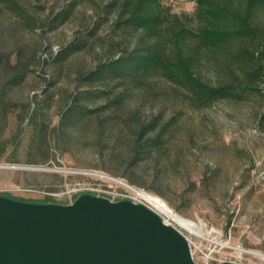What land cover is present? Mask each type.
<instances>
[{
  "label": "rangeland",
  "instance_id": "374dc122",
  "mask_svg": "<svg viewBox=\"0 0 264 264\" xmlns=\"http://www.w3.org/2000/svg\"><path fill=\"white\" fill-rule=\"evenodd\" d=\"M18 1L38 26L28 29L0 9V50L12 59L20 52L29 67L4 99L14 106L0 131V196L59 205L81 194L140 200L129 185L202 227L196 236L147 203L191 240L196 261L264 264V83L240 99H222L204 109L189 106L180 92L159 83L146 92L134 90L117 116L105 111L72 124L63 114L83 88L79 76L114 53L122 39L116 13L102 12L112 0ZM161 4L180 15L196 8L192 0ZM61 11L68 13L64 22L56 17ZM127 37L131 49L135 41ZM81 41V50L54 61ZM6 77L0 69V90ZM121 90L115 84L112 96ZM155 119L159 126L150 136L164 132L143 151L139 126Z\"/></svg>",
  "mask_w": 264,
  "mask_h": 264
},
{
  "label": "trees",
  "instance_id": "16d2710c",
  "mask_svg": "<svg viewBox=\"0 0 264 264\" xmlns=\"http://www.w3.org/2000/svg\"><path fill=\"white\" fill-rule=\"evenodd\" d=\"M161 1L112 0L103 6L106 15L116 13L122 39L114 53L79 76L83 88L64 109V121L76 124L105 111L117 116L134 90L146 92L159 83L180 92L182 100L196 109L258 91V85L264 83V0H192L196 8L191 15L171 13ZM0 9L9 11L28 29L38 26L18 0H0ZM56 17L64 22L68 13L61 11ZM127 36L135 41L131 49ZM83 46L81 41L67 47L54 61H64ZM19 53L12 59L13 54L0 50V69L7 72L0 90V131L14 106L4 100L7 93L29 73ZM114 83L122 87L118 96H112ZM99 100L103 104L95 106ZM156 120L139 126L137 142L143 151L159 142L164 132L163 128L150 136L159 126Z\"/></svg>",
  "mask_w": 264,
  "mask_h": 264
},
{
  "label": "water",
  "instance_id": "95a60500",
  "mask_svg": "<svg viewBox=\"0 0 264 264\" xmlns=\"http://www.w3.org/2000/svg\"><path fill=\"white\" fill-rule=\"evenodd\" d=\"M0 264L196 263L154 210L81 194L64 205L0 196Z\"/></svg>",
  "mask_w": 264,
  "mask_h": 264
},
{
  "label": "bare ground",
  "instance_id": "6f19581e",
  "mask_svg": "<svg viewBox=\"0 0 264 264\" xmlns=\"http://www.w3.org/2000/svg\"><path fill=\"white\" fill-rule=\"evenodd\" d=\"M120 184H125L123 181L119 182ZM128 186L132 191L136 192L138 196L147 204H149L151 207H153L157 212L161 213L162 215L169 217L173 222L178 224L181 228H184L190 233H193L194 235H199L202 233V227H200L198 224H194L188 219L179 216L177 213H175L172 209H170L167 204H165L159 197L154 195H149L147 193H143L140 191H136L133 187ZM239 252L244 251L243 249H238ZM257 254V253H256Z\"/></svg>",
  "mask_w": 264,
  "mask_h": 264
},
{
  "label": "built area",
  "instance_id": "2783aa9c",
  "mask_svg": "<svg viewBox=\"0 0 264 264\" xmlns=\"http://www.w3.org/2000/svg\"><path fill=\"white\" fill-rule=\"evenodd\" d=\"M50 195H52V196H56V194H50ZM140 198V197H139ZM110 200H112V201H115L114 199H110ZM132 202H134V203H141V204H143V205H145V206H147L148 207V205L140 198V200H136V201H132ZM145 204H144V203ZM149 208V207H148ZM163 220V219H162ZM163 222L165 223V224H169L168 222H165L164 220H163ZM171 225V224H170ZM172 226V225H171ZM182 234V233H181ZM188 239V238H187ZM188 242H189V246H190V253L192 254V258H193V261L197 264H212L213 262H214V260H216V259H205V260H203V262H198V261H196L195 260V258H194V253H192V250H191V240L190 239H188ZM220 264H222V263H220ZM229 264V263H228Z\"/></svg>",
  "mask_w": 264,
  "mask_h": 264
}]
</instances>
